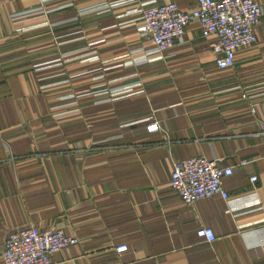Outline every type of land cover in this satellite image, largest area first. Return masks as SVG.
Here are the masks:
<instances>
[{"label":"crops","instance_id":"0c3cea01","mask_svg":"<svg viewBox=\"0 0 264 264\" xmlns=\"http://www.w3.org/2000/svg\"><path fill=\"white\" fill-rule=\"evenodd\" d=\"M112 1L0 0V264L30 225L78 238L61 264H264V12L222 70L196 21L162 55L137 32L144 8L197 0ZM196 155L234 166L229 199L171 186Z\"/></svg>","mask_w":264,"mask_h":264},{"label":"built area","instance_id":"2783aa9c","mask_svg":"<svg viewBox=\"0 0 264 264\" xmlns=\"http://www.w3.org/2000/svg\"><path fill=\"white\" fill-rule=\"evenodd\" d=\"M134 1L115 0L105 3V6L114 7ZM263 12L259 0H197V4L189 9L181 8L176 2H166L143 9L137 32L146 38L149 54L162 55L184 41L187 26L196 21L203 36L213 39L217 68L226 70L234 67L240 49L258 41L257 28ZM243 97L249 99V107L256 113L258 103L253 101V95L245 92ZM147 128L154 132L160 130L161 125L158 121H152ZM233 173L234 166L222 165L216 157L196 155L175 161L171 186L190 206H195L199 199L213 195L229 199L231 195L224 186V180ZM257 179V175L251 177L252 182ZM197 233L209 242L216 239L210 226L199 227ZM77 242L78 238L68 234L62 227H22L11 231L6 237L1 254L2 264H61L54 258L55 253L68 250ZM116 249L124 252L129 247L122 243Z\"/></svg>","mask_w":264,"mask_h":264},{"label":"rangeland","instance_id":"374dc122","mask_svg":"<svg viewBox=\"0 0 264 264\" xmlns=\"http://www.w3.org/2000/svg\"><path fill=\"white\" fill-rule=\"evenodd\" d=\"M103 78V77H102Z\"/></svg>","mask_w":264,"mask_h":264}]
</instances>
